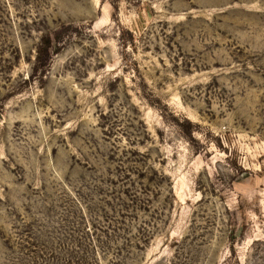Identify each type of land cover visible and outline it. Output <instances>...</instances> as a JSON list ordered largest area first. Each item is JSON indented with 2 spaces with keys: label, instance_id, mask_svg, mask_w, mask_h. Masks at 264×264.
Returning <instances> with one entry per match:
<instances>
[{
  "label": "rangeland",
  "instance_id": "rangeland-1",
  "mask_svg": "<svg viewBox=\"0 0 264 264\" xmlns=\"http://www.w3.org/2000/svg\"><path fill=\"white\" fill-rule=\"evenodd\" d=\"M0 264H264V0H0Z\"/></svg>",
  "mask_w": 264,
  "mask_h": 264
},
{
  "label": "trees",
  "instance_id": "trees-1",
  "mask_svg": "<svg viewBox=\"0 0 264 264\" xmlns=\"http://www.w3.org/2000/svg\"><path fill=\"white\" fill-rule=\"evenodd\" d=\"M42 53V51L40 50V52H39V55L38 56H40V54Z\"/></svg>",
  "mask_w": 264,
  "mask_h": 264
}]
</instances>
